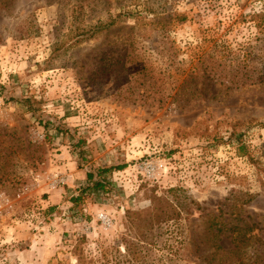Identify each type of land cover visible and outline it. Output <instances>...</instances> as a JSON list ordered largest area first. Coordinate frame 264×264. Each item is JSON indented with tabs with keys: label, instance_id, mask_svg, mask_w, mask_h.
Returning a JSON list of instances; mask_svg holds the SVG:
<instances>
[{
	"label": "rangeland",
	"instance_id": "rangeland-1",
	"mask_svg": "<svg viewBox=\"0 0 264 264\" xmlns=\"http://www.w3.org/2000/svg\"><path fill=\"white\" fill-rule=\"evenodd\" d=\"M0 82V264H264V0H0Z\"/></svg>",
	"mask_w": 264,
	"mask_h": 264
},
{
	"label": "trees",
	"instance_id": "trees-1",
	"mask_svg": "<svg viewBox=\"0 0 264 264\" xmlns=\"http://www.w3.org/2000/svg\"><path fill=\"white\" fill-rule=\"evenodd\" d=\"M103 28V25H97L96 27H94V29H92L87 35V37H89V34L90 35H93L95 34L97 31H100L102 30ZM2 83L0 82V87H2L1 85ZM27 107L28 109L30 110V112H34L35 113V108L33 107V101H31V99L29 97L27 98H24V100L22 101ZM45 126H47V123H45ZM242 147H240V150H241ZM125 165H119L117 166L116 168L118 169H122ZM113 170V167H99L97 169L95 168H89L87 170V173H86V176H87V181H86V184L83 185L81 188H80V191L79 193L75 194V195H72L70 197V201L74 204L75 207H78V206H81L82 204H84L87 200V198L89 196H91V194L93 193H97L99 191H103V192H108L111 190V183L109 182L108 178L105 176V174L111 172ZM171 211L172 213L174 214H177V207H178V204L175 205V207L173 205H171ZM52 208V207H51ZM164 215H162L161 213H154L152 215V219H153V222L154 223H160L162 221H165L166 219H170L171 216L173 215H167L166 212H163ZM217 223V221L215 220H212V227L213 225H215ZM246 228H247V231H250L252 230V228L255 226V225H252V226H248V225H245ZM238 235L242 234V231L240 230L238 233ZM243 238L239 239L236 235L233 236L232 240L236 243L237 246H239V251L241 252L242 251V248H244L245 246H241V244L243 242H245V238H246V234H242ZM141 241L137 243V246L140 247ZM142 257H141V253L137 254L135 253L133 256L130 257V260H140ZM239 260L241 262H243V257L242 255H239Z\"/></svg>",
	"mask_w": 264,
	"mask_h": 264
}]
</instances>
